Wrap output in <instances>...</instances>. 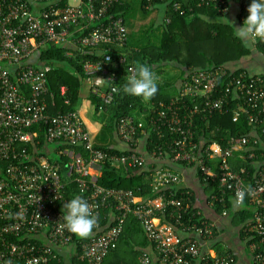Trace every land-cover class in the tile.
Masks as SVG:
<instances>
[{
    "label": "built area",
    "instance_id": "obj_1",
    "mask_svg": "<svg viewBox=\"0 0 264 264\" xmlns=\"http://www.w3.org/2000/svg\"><path fill=\"white\" fill-rule=\"evenodd\" d=\"M150 9L153 0H145ZM247 5L250 0H199L198 6L229 12V3ZM119 0H82L65 6L60 0H0V264H61L59 250L73 243L64 227L62 203L70 183L98 216L103 209L105 228L81 243L80 260L104 264L117 248L125 225L133 217L154 249L142 253L137 264H239L231 250L216 249L218 221L234 218L241 211L249 216L237 234L247 249L251 264H264V78L246 71L234 75L226 66L191 70L181 80L179 91L167 102L150 106L144 120L123 116L115 120L114 133L126 145L121 155L96 148L76 111L47 112V68L33 58L48 45L74 51L103 48V58L83 62L91 86L98 78L115 81L108 72L118 51V63L129 78L136 74L129 62L128 30L121 14L111 13ZM172 8L188 14L175 1ZM190 10V9H189ZM185 14V15H186ZM166 19V24L170 23ZM85 30L88 33L83 34ZM79 34V35H78ZM227 80L224 90L218 83ZM92 86L101 101L100 113L114 102V92ZM63 91L64 88H61ZM235 102L233 120L246 115L253 136L230 137L224 148L196 138V120L221 113ZM38 126L44 149H38ZM260 132L257 133L258 131ZM153 137L157 139L155 142ZM147 150L142 151V143ZM159 142V143H158ZM56 144L68 161L62 165L52 156ZM259 147H254L255 145ZM47 145H53L49 152ZM254 145V146H252ZM28 146L32 147V152ZM110 163L123 173L152 169L153 199H137L129 190L106 189L98 180ZM172 164L195 168L203 191L200 196L184 184ZM64 169V171H63ZM247 190L244 204L234 206L236 193ZM220 208V212L216 209ZM168 209L170 211L168 212ZM167 212L169 214H167ZM217 217V218H216Z\"/></svg>",
    "mask_w": 264,
    "mask_h": 264
},
{
    "label": "trees",
    "instance_id": "obj_2",
    "mask_svg": "<svg viewBox=\"0 0 264 264\" xmlns=\"http://www.w3.org/2000/svg\"><path fill=\"white\" fill-rule=\"evenodd\" d=\"M82 1L83 3L87 2V0ZM138 1L141 11L144 13L148 12L149 9L145 8L147 4L146 1ZM175 1L180 2L182 8L189 13H193L192 15L194 17L190 19L186 13V15H180L178 12H175L172 8V4ZM119 2L120 4L118 3L114 5L111 9V13L116 15L121 14L126 24L127 20L125 14L131 9L134 0H119ZM159 2H163L166 5V17H170L171 21L169 24H165L164 22L161 24L162 33L158 46L144 48L140 53H135L134 55L132 53H127L129 62L135 66L136 70L138 65L145 63L151 67L157 64L159 67L167 64H174L181 68L179 82L183 80L191 70H203L218 66H226L233 71L234 75L242 71L249 72L246 68L237 67V63L244 57L249 56L251 54V49L247 44L236 38L235 29L232 25L228 23H213L202 19L200 16L207 15V13L213 15L221 13L217 12L212 7H199V0H153L152 6ZM60 4L65 6L67 0H60ZM248 4L241 6L242 11L238 14L240 22L247 16ZM88 31L89 30H85L83 34L88 33ZM256 48L262 53V55H264V41L257 40ZM68 50V47L65 46L57 47L48 45L33 58V61L37 66L48 69V94L45 98L47 112L54 115L58 112L65 113L76 111L80 116L82 124L90 133L93 141L97 130L93 123H96V120H98L100 114H102L99 111L102 101L97 95L91 92L86 98L81 95L83 84L88 78L83 70V62L87 59L94 62L103 57L100 54H97L98 50H88L85 54H79L74 51L73 56L67 55ZM112 55L113 61L108 64L107 68L108 72L116 77L115 81L111 82L105 80L102 86H95V84H92L93 87H97L102 92H114V102L107 109V112L109 111V121L107 120L105 125V130L107 133L109 132V136L111 133H114V123L116 119L127 115L133 116V112H143L146 109L145 101L142 98L132 97L123 92V85L128 79L126 76V68L124 65L118 63V51L116 49H113ZM135 57L140 58V63ZM226 81L227 80L224 79L218 83L217 94H219V91L224 90ZM158 84V93L155 97L147 101L150 106L156 107L160 101L167 102L171 98L165 93L166 89L169 88V85L159 82ZM61 88H64V90L62 91ZM234 108L235 102L230 101L223 112L216 113L204 120L197 119L196 138L203 140L207 145L213 141L218 142L225 148L230 137L243 135L252 137L253 128L248 124L245 114L241 113L236 121L233 120ZM149 111H147V114ZM85 114H89V118L86 117ZM33 130L39 133V144H37L36 147L40 150L42 148L44 149L45 142H43L44 137L42 129L35 126ZM257 133L260 134L259 131ZM261 137L264 142V137ZM153 140L155 142L157 141L155 137H153ZM260 145L263 144L252 146L259 147ZM94 146L108 151L113 155L122 154L118 149L108 145L95 143ZM65 147L66 145L64 144L55 145V151L60 155L53 158L62 165L66 164L68 161L61 154ZM28 149L32 152L31 146H28ZM3 166L4 162L0 161V169ZM151 174V168H133L128 172L123 173L108 163L103 167L98 183L106 189L129 190L137 199H153L157 194L152 191ZM76 195L82 196L83 194H81L75 183H70L66 189L65 198L66 200H69ZM169 211L170 209H168V212ZM216 211L220 212V208H217ZM168 212L167 214H169ZM106 213H109L108 210L103 209L98 218V227L105 228L107 220L103 218V215ZM248 216V212L241 211L234 216L233 222L238 226ZM93 232L96 234L102 233L101 231L97 232L96 228ZM140 232H143L141 226L133 217H130L125 225L120 240L123 236L131 237ZM86 240L87 238L82 239L73 235L74 250L72 254V264H86L80 260L81 243ZM120 240L117 248L104 260V264H113L108 261L109 256H111V254L115 255L119 253V244H121ZM145 243H148L146 236ZM215 247L218 250H222L221 248H218L219 246H217V244ZM125 264L130 263L126 261Z\"/></svg>",
    "mask_w": 264,
    "mask_h": 264
},
{
    "label": "crops",
    "instance_id": "obj_3",
    "mask_svg": "<svg viewBox=\"0 0 264 264\" xmlns=\"http://www.w3.org/2000/svg\"><path fill=\"white\" fill-rule=\"evenodd\" d=\"M229 6H230L229 12L227 13H223V14L221 13L217 15L207 13V15L205 14V15H200V16L212 18L211 20H208V21L213 22V23H228L231 25V23L229 22L231 21L234 27L240 26L243 22V21L240 22L239 21L240 19H238V14H240L242 11L241 6L235 2L233 3L230 2ZM142 13L143 15L150 17L151 21H148V22H151L152 24V26L149 27V29H145L144 33L140 29L141 28V25L139 23L140 17L138 16L137 13H135L134 5H132L131 9H129L125 14V17L127 20L126 26H127V30L129 34L128 49L126 51L128 53H132L133 55L135 53H140L141 50L144 48L158 46L161 33H162L161 24L163 22L166 24V19L170 18V17H166V5L163 2H159L153 5L148 10V12L146 13L142 12ZM192 14L193 13L191 12L188 13L187 15L188 18L190 19L193 18L194 16ZM226 18L229 21H227ZM247 45L251 49V54L247 57H244L240 62H238L237 67L246 68L250 73L261 75L264 77V68H263L264 67V55H262V53L258 51V49L256 48V41L247 43ZM103 51H104L103 48L99 49L97 54L102 55ZM135 58H137V61H139L140 63V58L139 57H135ZM162 67L163 66L159 67V65L157 64V65H154L152 69L156 73L157 79L159 78L158 79L159 83H162V84L166 83L169 85V88L166 89L165 93L169 97H172L179 91V87L181 83V81L179 82L180 74H179L177 82H175L173 86L172 85L173 83H171L170 81L160 79L162 72H164L163 71L164 69ZM179 69L181 71V68ZM93 82L95 83V81ZM86 83L88 85V89H89L88 94H89L91 91V83L88 80L86 81ZM170 89H172V92L169 91ZM145 105H146L145 106L146 109L143 112L136 111V115H138V117L134 116V118L138 120L145 119L147 115V111H149L150 109V104L147 101H145ZM105 114H100L98 120H96L95 127L97 128V130L95 132L96 135L93 138V144L95 145V143L97 144L100 143V144L111 146L115 149H118L119 151L126 150V145L117 138L115 133H111L109 136L108 135L109 132L107 133V131L105 130V125L107 123V116ZM47 149L49 150V152H52L54 150L53 145H47ZM141 149L142 151L147 150V144L145 142L142 143ZM262 160L264 161V157ZM172 167L183 176L184 181H185L184 184L188 188L192 189L197 194V196H200V201L198 199V204L200 202V206H202L205 214L210 217H214L213 214L209 213L206 210L203 204L201 205V203L203 202L202 200L203 191L201 189L202 187H201L199 178L197 176V172L195 171V168H185L181 165H176V164H172ZM237 230L238 229L236 228L232 218H229V219L220 218V220L218 221V235L216 236V244L217 246H219L218 248H221L222 250H231L235 254L236 259L239 264H251L245 244L242 241V239L239 237V235L237 234ZM236 239L240 243L239 253H238V248L235 247L236 244L238 243ZM120 241H121V244H119V253L115 255L111 254V256H109L108 261L112 262L113 264H116V263L125 264L126 261L129 262L130 264H137L138 258L142 253H147L152 257L154 256V253H155L154 249L149 242L145 243V235L143 232L135 234L131 237L123 236V238H121ZM73 250H71V247H65L59 250V255H60L62 264H72Z\"/></svg>",
    "mask_w": 264,
    "mask_h": 264
},
{
    "label": "clouds",
    "instance_id": "obj_4",
    "mask_svg": "<svg viewBox=\"0 0 264 264\" xmlns=\"http://www.w3.org/2000/svg\"><path fill=\"white\" fill-rule=\"evenodd\" d=\"M224 17V16H223ZM225 18V17H224ZM202 19L211 20L210 17ZM227 21H229L226 18ZM235 36L245 44L257 40L264 41V0H250L247 6V16L240 26H233ZM159 84L156 73L148 64L138 65L136 74L130 76L123 85V92L132 97H139L148 101L156 96ZM247 190L236 193L234 206L240 207L244 204ZM63 227L71 234L79 238H88L97 227L98 216L89 205L88 200L80 195L66 200L62 203ZM8 264H12L9 260Z\"/></svg>",
    "mask_w": 264,
    "mask_h": 264
},
{
    "label": "rangeland",
    "instance_id": "obj_5",
    "mask_svg": "<svg viewBox=\"0 0 264 264\" xmlns=\"http://www.w3.org/2000/svg\"><path fill=\"white\" fill-rule=\"evenodd\" d=\"M79 1L80 0H68V2H69V4L70 5H76V4H78L79 3ZM134 10H135V13H137L138 14V16L140 17V21H139V23H140V25H141V31L144 33V31H145V29H149V27H151L152 26V24H151V22H148V21H151V19H150V17L149 16H145V15H143V13L140 11V8H139V1L138 0H135L134 1ZM149 17V18H148ZM130 23V22H129ZM129 26H130V24H129ZM133 31V30H132ZM45 48H43V50H44ZM173 69H172V68ZM164 70V72H162V75L160 76V79H162V80H168V81H170L171 83H173L172 85L174 86V84H175V82H177V80H178V77H179V74H180V69L179 68H177V66H175L174 67V64H167V65H164L163 67H162ZM264 68V67H263ZM159 79V78H158ZM91 90H92V86H91ZM88 91H89V89H88V85H87V83L86 82H84V84H83V87H82V92H81V95L83 96V97H87L88 95ZM170 92H172V89H170L169 90ZM87 95V96H86ZM102 114H105V113H102ZM106 116H107V120H108V118H109V111L108 112H106V114H105ZM132 115H133V117L135 116V117H138V115H136V112H133L132 113ZM85 116L86 117H88L89 118V114H85ZM109 121V120H108ZM93 125L94 126H96L95 125V123H93ZM52 156H54L55 157V153H52ZM236 241L238 242V240L236 239ZM68 247H71V250H73V248H74V243H72V244H70ZM236 248H238V253L240 252L239 251V247H240V243L238 242L237 244H236V246H235Z\"/></svg>",
    "mask_w": 264,
    "mask_h": 264
},
{
    "label": "water",
    "instance_id": "obj_6",
    "mask_svg": "<svg viewBox=\"0 0 264 264\" xmlns=\"http://www.w3.org/2000/svg\"><path fill=\"white\" fill-rule=\"evenodd\" d=\"M95 83H96V85H98V86H102V84H103V78H98V79H96V80H95Z\"/></svg>",
    "mask_w": 264,
    "mask_h": 264
}]
</instances>
